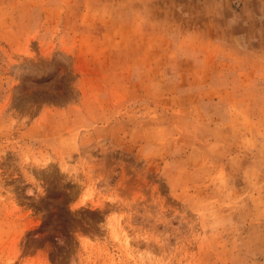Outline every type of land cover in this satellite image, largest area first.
Wrapping results in <instances>:
<instances>
[{
	"label": "rangeland",
	"instance_id": "rangeland-1",
	"mask_svg": "<svg viewBox=\"0 0 264 264\" xmlns=\"http://www.w3.org/2000/svg\"><path fill=\"white\" fill-rule=\"evenodd\" d=\"M0 264H264V0H0Z\"/></svg>",
	"mask_w": 264,
	"mask_h": 264
}]
</instances>
